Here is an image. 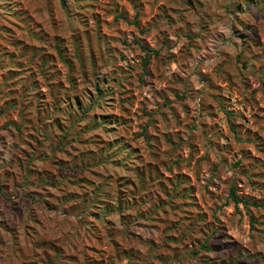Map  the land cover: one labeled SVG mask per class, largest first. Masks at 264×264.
Returning a JSON list of instances; mask_svg holds the SVG:
<instances>
[{"label": "rangeland", "instance_id": "374dc122", "mask_svg": "<svg viewBox=\"0 0 264 264\" xmlns=\"http://www.w3.org/2000/svg\"><path fill=\"white\" fill-rule=\"evenodd\" d=\"M0 264H264V0H0Z\"/></svg>", "mask_w": 264, "mask_h": 264}, {"label": "trees", "instance_id": "16d2710c", "mask_svg": "<svg viewBox=\"0 0 264 264\" xmlns=\"http://www.w3.org/2000/svg\"><path fill=\"white\" fill-rule=\"evenodd\" d=\"M134 42L136 44L139 45L140 49L145 51L146 54H145V57L143 58V67L146 66V64L149 62V49L147 47H145L144 45H142L138 40H134ZM153 53L155 54L156 51H153ZM229 196L230 198L232 199V201L234 202L235 205L239 204V203H242L243 205H253V206H256V205H261L260 203L259 204H254L252 201H248L246 199H242V198H239L236 193H235V190L233 187H230V191H229ZM250 218V223H251V226L253 227V222H254V219L252 217V215L249 216Z\"/></svg>", "mask_w": 264, "mask_h": 264}]
</instances>
